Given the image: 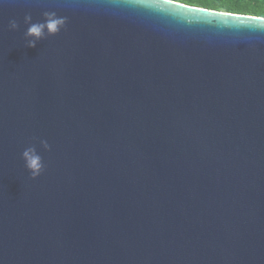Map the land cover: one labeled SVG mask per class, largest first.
Masks as SVG:
<instances>
[{
	"label": "water",
	"instance_id": "95a60500",
	"mask_svg": "<svg viewBox=\"0 0 264 264\" xmlns=\"http://www.w3.org/2000/svg\"><path fill=\"white\" fill-rule=\"evenodd\" d=\"M159 4L0 0V264H264V29Z\"/></svg>",
	"mask_w": 264,
	"mask_h": 264
},
{
	"label": "clouds",
	"instance_id": "9594fccd",
	"mask_svg": "<svg viewBox=\"0 0 264 264\" xmlns=\"http://www.w3.org/2000/svg\"><path fill=\"white\" fill-rule=\"evenodd\" d=\"M115 3L116 0H113ZM127 3L135 5L144 2V0H126ZM164 4H173V0H163V4H159L163 8ZM43 20L33 22L31 14H25L23 22L27 25L26 31L23 33L27 47H35L37 42L45 39L48 36L58 34L67 24V17L60 16L55 11H44ZM229 16L228 14H222ZM250 19L258 21L259 24L253 27L264 29V14L254 15ZM9 28L15 30L19 27L18 22L13 19L9 21ZM36 139V138H34ZM39 145L44 150H49L50 145L47 140L39 139ZM21 158L24 161V166L28 170L31 178L35 179L40 176L46 168V164L40 152L37 149L36 143L26 146L22 153Z\"/></svg>",
	"mask_w": 264,
	"mask_h": 264
},
{
	"label": "trees",
	"instance_id": "16d2710c",
	"mask_svg": "<svg viewBox=\"0 0 264 264\" xmlns=\"http://www.w3.org/2000/svg\"><path fill=\"white\" fill-rule=\"evenodd\" d=\"M189 5L245 14H264V0H176Z\"/></svg>",
	"mask_w": 264,
	"mask_h": 264
},
{
	"label": "snow or ice",
	"instance_id": "6c2138e0",
	"mask_svg": "<svg viewBox=\"0 0 264 264\" xmlns=\"http://www.w3.org/2000/svg\"><path fill=\"white\" fill-rule=\"evenodd\" d=\"M200 10L206 11L205 9H200Z\"/></svg>",
	"mask_w": 264,
	"mask_h": 264
}]
</instances>
